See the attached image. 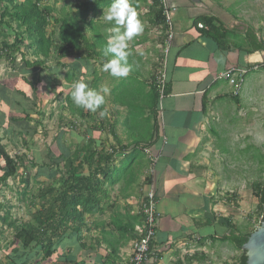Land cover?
Masks as SVG:
<instances>
[{
	"label": "crops",
	"instance_id": "0c3cea01",
	"mask_svg": "<svg viewBox=\"0 0 264 264\" xmlns=\"http://www.w3.org/2000/svg\"><path fill=\"white\" fill-rule=\"evenodd\" d=\"M85 1L57 0L55 8L61 16L81 24L89 43L99 35L108 44L114 23L106 22L103 13L113 0L84 10L86 18L81 21L77 14ZM142 1L136 11L144 30L129 42L131 71L126 77H113L103 70L102 62L90 61L85 71L78 57L62 61L64 75L68 69L73 72V83L83 80L91 89H109L105 104L95 111L104 128L93 116L95 112L73 101L71 114L80 121L78 126L84 122L81 113L93 120L90 125L101 128L93 132L94 140L119 160L130 156L136 146L135 153L139 150L143 158L136 164L135 186L142 187L137 196L128 192L127 198L113 187L103 213L85 217L81 239L74 237L61 244L58 258L74 264H123L133 241H122L110 222L116 213L121 222L139 219V201L151 190L157 222L151 254L142 264H236L240 253L224 242L228 231L222 220L243 228L238 225L242 203L248 209L245 215L256 206L251 193L240 201L241 190L250 182L246 174L252 166L257 173L264 168V72L260 69L264 63V0H165L172 36L168 47L159 51L164 97L156 123L150 109L154 63L148 61L146 68L143 61L161 45L157 41L150 50L159 30L146 15L150 0ZM146 45L149 48L138 50ZM232 67L250 70L237 95L219 79ZM71 92L61 91L65 102ZM114 93L118 99L112 97ZM145 152L156 158L151 172ZM114 253L116 259L110 261ZM55 264L69 263L60 260Z\"/></svg>",
	"mask_w": 264,
	"mask_h": 264
},
{
	"label": "trees",
	"instance_id": "16d2710c",
	"mask_svg": "<svg viewBox=\"0 0 264 264\" xmlns=\"http://www.w3.org/2000/svg\"><path fill=\"white\" fill-rule=\"evenodd\" d=\"M56 1L0 0V4L2 2L6 4L0 11V56L13 68H15L17 56H19L23 65L22 69H39L38 73H40L35 82L27 81L21 73L19 76L15 74L11 76L13 78H11L12 88H9L7 84H0V101L9 108L15 101L14 109L11 108V111L19 115L16 118L10 113L9 124L27 128L32 115L38 114L37 91H39V87L42 89L43 84L46 86L49 84V80L42 77L40 71L42 68L45 69L48 62H53L56 70H61L65 68L63 60L78 57L82 59L86 71L90 61L104 63L110 59V57L104 56L107 46L105 39L97 35L96 41L89 43L85 38L81 24L72 17H63L57 12ZM140 1L142 0H133L135 8H138ZM142 3L145 5V1ZM95 4L96 6L103 5L104 0H86L80 3L78 20H84L86 18L83 15L84 10L91 11V7ZM58 15H60L59 19ZM146 15L150 25L158 28V39L163 48L166 25L161 0H150ZM209 21L207 23L212 25V21ZM93 31L98 32L97 29ZM11 35L12 40L8 42V37ZM26 54L33 61L25 60ZM48 70V68L45 69V71ZM73 77V72L70 69L66 70L65 83H71ZM155 80L156 77L152 78L150 109L156 123L159 96ZM66 103L70 105L69 109L73 113L71 93L68 95ZM81 116L83 120L88 117H84L82 113ZM71 127L74 128L72 124ZM100 129L91 127L86 130L81 140L82 145L78 147L77 152H71L61 142L59 144L56 137L55 143L59 152L57 157H51L50 152L47 151L44 157L45 161L41 162L38 160L39 158L35 162L29 163L28 161L29 167L36 170L33 181L38 183V188L33 191L25 180H20L23 185L21 194L28 199V205L32 206L33 212L29 214L28 222L24 223L11 221L7 217L0 218V222L11 230L13 244H16L6 257L4 264H30V259L38 256L42 263L55 257V262L64 260L65 263L74 264L71 260L55 256L59 246L70 242L74 237H77V240L81 239L80 233L84 227V218L103 213L105 202L113 187L117 186L118 191H122L123 198H127L128 192L133 190L139 173L136 164L143 158V155L135 153V146L132 148L130 156L117 162L112 151L100 148L98 140L92 138V132H100ZM15 135L22 138V142L25 144L21 132H17ZM0 162L3 163V167L0 168L1 188L6 185L8 180L12 181L18 178V170L24 168L26 156H10L5 151L0 139ZM263 172L264 168L259 171L257 181L251 184V196L256 200L255 214L259 224L264 222V180L261 178ZM39 179L42 181L40 182ZM145 182H147L146 179ZM109 207L112 209L113 206ZM126 214L128 215V213ZM126 214L125 216H127ZM118 215L116 213L112 217L110 225L122 241H135L137 235L133 228L141 221L140 217L121 222L118 221ZM222 223L227 224L228 231L224 242L240 253L236 264H245L246 257L240 248L246 243L254 229L247 231L246 228H242L241 231L238 227L230 224L228 220H222ZM121 227L123 228L121 229ZM115 259L114 253V256L110 257V261Z\"/></svg>",
	"mask_w": 264,
	"mask_h": 264
},
{
	"label": "rangeland",
	"instance_id": "374dc122",
	"mask_svg": "<svg viewBox=\"0 0 264 264\" xmlns=\"http://www.w3.org/2000/svg\"><path fill=\"white\" fill-rule=\"evenodd\" d=\"M23 0H16V2H22ZM6 6L5 2L0 4V11ZM60 6V5H58ZM159 34V33H158ZM156 33V36L151 44L150 50L154 49L156 46L157 41H159V35ZM12 35L8 37V42H11ZM138 44H135L137 47ZM146 48H149L148 45L139 48L138 50L142 51ZM134 47L132 51H134ZM155 54L152 56H148L143 62L146 63V68H148V61L154 63L153 69V78L157 77L159 74V70L161 68L160 56L161 54L159 51L161 49H154ZM158 59L153 60L154 55H158ZM155 58H157L155 56ZM25 60L33 61L31 57L26 54ZM151 65V64H150ZM22 64L20 62V57L17 56L15 62V68L11 67L9 63H6L4 58L0 56V84L5 85L9 88H12V77L13 74L20 75L22 73L23 78L29 82H35L36 77L38 76L39 69H31L28 70L27 68L22 69ZM45 69L48 68V71L42 68V77H45L49 80V84H43L42 89L39 87V91H37V100L36 103L38 106V114L32 115V119L27 124V128L23 126H16L14 124L8 123V116L12 113L16 118L19 115L14 114L11 110L14 109L15 101L11 103V107L4 105L0 101V139L1 144L4 146L5 151L10 156H26V162L24 163V168L18 170V178L15 180H8L6 185L0 188V218H8L11 221H16L19 223L28 222L29 214L33 212L32 206L28 205V199L24 198L21 194L23 189V185L20 183V180H25L27 185L29 184V188L32 190H36L38 188V183L33 181V176L35 174V169L29 167L30 162H35L37 158L38 160L43 162L45 161L44 157L47 151L50 152L51 157H57L59 155L57 145H56V137L58 143H64L66 147L69 148L71 152H77L78 147L82 145V138L84 137L85 131L90 129V127L96 128V126H91L90 124L93 123V120H83V123L79 124V120L77 117L71 114L69 109V105L64 101L63 94L61 95L60 92H65L66 95L70 89H72V85L74 84L73 81L71 83H63V71L56 70L54 67L53 62H48L45 65ZM150 67V66H149ZM22 69V70H20ZM57 72V73H56ZM12 78V79H11ZM46 86V87H45ZM38 88V87H37ZM39 92V93H38ZM114 99H118L117 94H112ZM160 100V107L157 106L158 114L161 111V102ZM72 107V105H71ZM12 108V109H11ZM73 108V107H72ZM93 116L102 123V127L104 128V121L98 115L97 112L93 114ZM94 119V120H96ZM71 124L74 128L71 127ZM25 125V124H24ZM98 127V126H97ZM17 132H21L23 135V140L25 144L22 142V138L15 135ZM92 132V138H95ZM144 136L143 133L140 132V137ZM81 138V139H79ZM99 138V137H98ZM231 143V142H229ZM140 155L139 150L136 152ZM29 161V163H28ZM116 161L119 162V157H116ZM3 167V163L0 162V168ZM255 166H252L248 173L246 174L249 177L250 182L244 187L241 191V198L240 201H244L248 198L249 194L251 193V184L258 179V173L255 171ZM264 180V173L261 177ZM41 182L42 179H39ZM38 181V182H39ZM140 184V183H138ZM140 186V185H139ZM134 185V188L131 192L132 195L139 194V189L141 188ZM115 192L118 190L115 188ZM255 201V200H254ZM245 204L242 203L240 208L241 218L238 220V225L241 227L246 228L247 231L252 229H256L259 227V221L255 214V208L252 205L251 209L254 208L253 212L250 215H245L246 210L248 211ZM236 209V208H235ZM13 237L12 232L10 229L7 228V225L0 222V264H4L6 262V257L10 254V251L15 247L16 244H13ZM62 247V246H61ZM61 247L56 251L55 256H59L61 251ZM55 262V257H51L50 259L46 260L45 262H41L40 256L32 257L30 259V264H53Z\"/></svg>",
	"mask_w": 264,
	"mask_h": 264
},
{
	"label": "clouds",
	"instance_id": "9594fccd",
	"mask_svg": "<svg viewBox=\"0 0 264 264\" xmlns=\"http://www.w3.org/2000/svg\"><path fill=\"white\" fill-rule=\"evenodd\" d=\"M103 18L106 22L114 23L104 50V56L111 58L104 62L103 70L113 77H126L131 71L127 51L129 42L143 32L144 24L138 18L132 0H113L107 12L103 13ZM108 92V88L99 91L91 89L87 82L80 80L72 85L71 99L77 107L95 112L105 104V94ZM105 114L101 112V115Z\"/></svg>",
	"mask_w": 264,
	"mask_h": 264
},
{
	"label": "built area",
	"instance_id": "2783aa9c",
	"mask_svg": "<svg viewBox=\"0 0 264 264\" xmlns=\"http://www.w3.org/2000/svg\"><path fill=\"white\" fill-rule=\"evenodd\" d=\"M163 5V17L165 19L166 25V38L164 41L165 48L168 47L170 42L172 32H171V17L170 11L165 4V0H161ZM198 28H202L201 25H198ZM256 69V68H253ZM260 69L264 72V63L260 65ZM248 69L241 68H229L223 74L219 76V79L224 80L230 86L233 87V95H237L240 86L243 82L244 76L249 72ZM164 76L163 71L161 70L156 77V88L158 92V105L160 107V100L164 97ZM145 154L149 157V172H151L156 158L151 157L148 152ZM138 215L140 217V223L135 227L134 232L137 235V239L131 244L130 255L123 264H142L148 260L151 250L150 245L155 236L156 222H157V211H156V201L153 195V192L150 190L143 194L142 198L139 201Z\"/></svg>",
	"mask_w": 264,
	"mask_h": 264
},
{
	"label": "water",
	"instance_id": "95a60500",
	"mask_svg": "<svg viewBox=\"0 0 264 264\" xmlns=\"http://www.w3.org/2000/svg\"><path fill=\"white\" fill-rule=\"evenodd\" d=\"M240 250L246 257L245 264H264V222L260 223Z\"/></svg>",
	"mask_w": 264,
	"mask_h": 264
}]
</instances>
